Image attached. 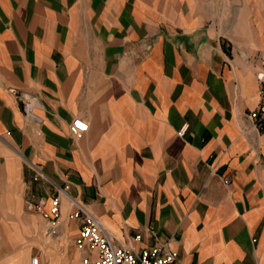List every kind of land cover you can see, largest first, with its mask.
<instances>
[{
  "label": "crops",
  "instance_id": "1",
  "mask_svg": "<svg viewBox=\"0 0 264 264\" xmlns=\"http://www.w3.org/2000/svg\"><path fill=\"white\" fill-rule=\"evenodd\" d=\"M236 1L0 0V264L94 258L69 197L135 250L264 264V127L247 116L264 43L258 2Z\"/></svg>",
  "mask_w": 264,
  "mask_h": 264
},
{
  "label": "built area",
  "instance_id": "2",
  "mask_svg": "<svg viewBox=\"0 0 264 264\" xmlns=\"http://www.w3.org/2000/svg\"><path fill=\"white\" fill-rule=\"evenodd\" d=\"M256 76L259 80V101L247 113V116L255 127H264V67L256 72ZM30 109L29 101H26V110L30 111ZM86 125L81 117L75 116L68 123V131L72 137L80 138ZM186 126V122H183L177 133H183ZM58 191L65 194L62 188H58ZM69 200L73 208L68 213V217L80 220L74 243L96 251L94 258L82 256L80 264H176V251L167 248L162 242H155L151 246L141 247L138 250H135L129 242L115 243L112 234L97 217L74 198L69 197ZM58 202L59 197L56 193L51 196L47 210L42 212V215L49 219L50 224L55 223L58 215ZM33 206L39 207L37 204ZM139 236L140 234L136 233L133 238L138 239ZM29 264H38V257H30Z\"/></svg>",
  "mask_w": 264,
  "mask_h": 264
},
{
  "label": "rangeland",
  "instance_id": "3",
  "mask_svg": "<svg viewBox=\"0 0 264 264\" xmlns=\"http://www.w3.org/2000/svg\"><path fill=\"white\" fill-rule=\"evenodd\" d=\"M250 1V0H248ZM256 2H258V8L256 10L257 13H255V11L253 12V14L249 17H251V21H252V25L254 28H258V33L260 34L259 36V40L261 43H264V0H255ZM236 2H239L236 1ZM254 2V0H253ZM253 28V29H254Z\"/></svg>",
  "mask_w": 264,
  "mask_h": 264
}]
</instances>
